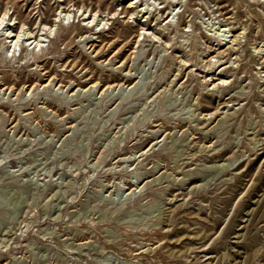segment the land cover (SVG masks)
I'll use <instances>...</instances> for the list:
<instances>
[{"label":"rangeland","instance_id":"obj_1","mask_svg":"<svg viewBox=\"0 0 264 264\" xmlns=\"http://www.w3.org/2000/svg\"><path fill=\"white\" fill-rule=\"evenodd\" d=\"M0 264H264V0H0Z\"/></svg>","mask_w":264,"mask_h":264}]
</instances>
